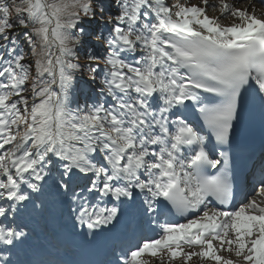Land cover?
I'll return each mask as SVG.
<instances>
[{
	"label": "snow or ice",
	"instance_id": "obj_1",
	"mask_svg": "<svg viewBox=\"0 0 264 264\" xmlns=\"http://www.w3.org/2000/svg\"><path fill=\"white\" fill-rule=\"evenodd\" d=\"M201 3L0 0V264L46 190L93 236L126 207L148 219L154 235L111 264H264V156L234 205L229 152L213 151L244 134L250 100L264 130V15Z\"/></svg>",
	"mask_w": 264,
	"mask_h": 264
},
{
	"label": "rangeland",
	"instance_id": "obj_2",
	"mask_svg": "<svg viewBox=\"0 0 264 264\" xmlns=\"http://www.w3.org/2000/svg\"><path fill=\"white\" fill-rule=\"evenodd\" d=\"M182 2H183V0H182ZM209 4L210 5L214 4V5H216V7H208L207 8V15H210V17H219L220 16V13H219V6H220L219 2H217V3H209ZM191 5H198V6H201V7L204 6L201 3V0H188V6H191ZM234 6L236 7L237 5H234ZM231 18H233V17H231L230 15H226V16L222 17L220 19V21H227L228 19H231ZM229 24L230 23H227V25H229ZM56 197L57 196L55 195L54 192L46 190V194L44 196H42L40 198V200L43 201V203H45V204H42V205L46 206L48 202L56 201ZM38 203H39V201H38ZM37 211H40V209H38ZM48 211L50 212L51 210H48ZM43 220H44V218H43ZM189 250H198V249H188L187 246H185V251H189ZM221 255H223V254H221ZM224 256H228V253L224 252ZM145 259H147L149 261V264H161V261L159 259H154L152 257H145ZM164 264H183V261L182 260H177V261L168 262L167 259L165 258ZM188 264H211V262H209V261H206V262L205 261H201L199 258L193 257L188 262Z\"/></svg>",
	"mask_w": 264,
	"mask_h": 264
},
{
	"label": "bare ground",
	"instance_id": "obj_3",
	"mask_svg": "<svg viewBox=\"0 0 264 264\" xmlns=\"http://www.w3.org/2000/svg\"><path fill=\"white\" fill-rule=\"evenodd\" d=\"M208 2L209 3H217V2H219V0H208ZM227 2L228 3H231L232 5H237L236 7H238V8H244V7H248L250 4H254L255 5V7H256V14L257 15H264V10H260L258 7H257V5H256V3L254 2V1H252V0H240L239 2L240 3H236V2H231V1H229V0H227ZM239 4V5H238ZM249 10H251V9H249ZM209 14V13H208ZM210 16V15H209ZM233 22V18H231V19H228L227 21H220V23L221 24H223V25H227V23H232ZM68 201V199L67 198H65V197H60V196H58V202H57V205L56 204H53V203H51V204H49L48 205V207H47V209H46V212H45V214L47 215H45L44 216V220H42V221H40V220H36V223L37 224H40V223H52L53 221H52V219H54V217H60L61 216V206H60V203L61 202H64V201ZM71 203V202H70ZM71 205H73V204H71ZM71 207V206H70ZM75 207H76V205H75ZM37 209V208H36ZM51 209V211L50 212H48V210H50ZM38 210V209H37ZM31 212H32V210H30ZM40 213H43V210H40L39 211ZM38 212V213H39ZM48 212V213H47ZM44 214V213H43ZM71 214H72V212H71ZM73 214H75V213H73ZM72 214V215H73ZM65 217V216H64ZM37 218V217H36ZM206 262V261H205Z\"/></svg>",
	"mask_w": 264,
	"mask_h": 264
}]
</instances>
